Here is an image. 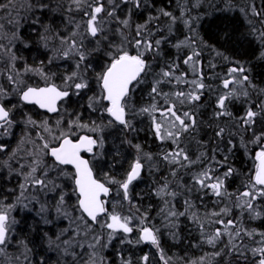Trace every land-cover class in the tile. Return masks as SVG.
I'll list each match as a JSON object with an SVG mask.
<instances>
[{
	"label": "snow or ice",
	"instance_id": "snow-or-ice-1",
	"mask_svg": "<svg viewBox=\"0 0 264 264\" xmlns=\"http://www.w3.org/2000/svg\"><path fill=\"white\" fill-rule=\"evenodd\" d=\"M208 2L215 8L212 0ZM224 2L223 10H232L231 0ZM203 3L165 0L158 6L157 0H67L57 5L67 14L69 25L59 32L42 18L51 11L48 0L23 4L0 0V17L7 13L10 26L5 31L0 22V76L4 78L0 82V182L10 184L16 178L12 187H0V264H49L53 259L52 255L37 259L29 241L17 238L16 214L22 211L35 213L38 221L32 230L40 232L56 264H151L148 253L136 256L124 250L125 244L150 245L169 264L162 247L165 231L176 239L180 217L189 218L193 198L203 202L209 196L217 204L230 202L206 213V221L195 212L190 217L200 242L215 249L210 254L213 260L228 257L227 264H264V231L243 222L244 217L264 221V88L253 84L244 64L228 57L224 59L233 66L220 80V88L205 82L200 60L205 42L199 33L203 15L197 11ZM239 11L257 18L259 28L252 19L247 22L262 48L258 58L264 60V7L252 2ZM141 17L143 22H137ZM24 24L32 26L46 50L39 65L18 54V44L31 47L21 34ZM178 25L186 30L183 39L176 35ZM165 45L176 52L171 60L165 57ZM60 68L65 71L60 73ZM32 77H39L43 86L30 82ZM145 84L148 102L139 104L136 93ZM213 95L211 117L202 120L200 109ZM73 97L86 103L79 104ZM74 103L83 111H69L66 105ZM237 103L245 107L243 115L234 118L231 106ZM34 108L42 110L44 118H35ZM84 112L95 118L85 119ZM145 117L161 146L157 154L134 142L143 130L137 120ZM17 129L20 136L12 147L9 139ZM108 129L118 130L124 137L121 145L135 153L119 177L110 169L122 153L119 148L105 152ZM241 148L253 166L242 190L231 193L227 182L239 170L230 156ZM109 155L114 159L109 161ZM161 163L168 166L169 175L154 194L163 202L158 215L165 231L150 217L152 206L142 210L133 198L143 174L159 171ZM178 198H183V211L176 209ZM234 208L239 209L240 219H226ZM212 225L217 227L208 231ZM12 247L18 255L9 254ZM186 264H205V257Z\"/></svg>",
	"mask_w": 264,
	"mask_h": 264
},
{
	"label": "trees",
	"instance_id": "trees-1",
	"mask_svg": "<svg viewBox=\"0 0 264 264\" xmlns=\"http://www.w3.org/2000/svg\"><path fill=\"white\" fill-rule=\"evenodd\" d=\"M16 1L17 0H14V3H16ZM234 1L236 0H231V2ZM164 2L165 0H157V5L162 6ZM252 2H255L260 7H264V0H247L243 7L246 8V5ZM48 3L50 5L51 11H46L42 18L46 23L52 24L54 27H56L57 31L65 32L69 27V25H67L68 17L64 10L57 7V5L66 4L67 0H48ZM175 7V4L171 5V8L173 10L175 9ZM207 8L208 4H206L204 0L201 8L197 10L203 15V19L201 20L199 26V33L200 37L205 42V46L203 47L200 57L206 77L205 82L207 84H211L213 88H220V80L226 77L228 69L233 66L232 63L224 59V57H228L231 61H239L244 64V66L250 70L248 75L253 84H255L258 88H264V60L258 58L262 48L259 41L251 34V28L247 22L248 19H252L256 24V27L259 28L260 25L257 22V18L251 17L250 15L246 17L244 14L241 15L239 11L235 14H230V12L228 13L224 10H222V12L218 14H213L211 16V14H207ZM13 14L15 15V13ZM6 15L8 14L4 13L3 16L0 17V22ZM21 15H24L22 9ZM137 22H143V18H139ZM177 27L180 30L176 33V35L180 39H183V35L186 30L182 25H178ZM29 28L32 29V26L30 24H25L22 35L24 36L25 40L31 44V47L30 49H22V46L20 45L18 54L23 56L29 64L39 65L40 62H38V60H44L47 53L46 50L42 48L36 33L30 31ZM164 51L165 57L169 60H171L176 55L175 50L169 45H165ZM217 52L223 53V56H218ZM34 57L35 60L32 61ZM209 65H215V67L211 68L209 67ZM184 67L185 66H182V69ZM156 70L158 71L159 69L157 68ZM59 72L63 73V69H59ZM217 76L219 77V79L216 78ZM34 78L35 81H37L39 84H43V81L40 80L39 77H32V79ZM189 78H191V73L189 74ZM59 82L60 81L57 80V83ZM165 90L167 91L168 89ZM249 91L251 92L252 90L249 89ZM208 96L209 94L206 92L205 97L207 98ZM252 99L256 100L255 93H253ZM136 100L139 104H146L148 102L147 90L145 88L143 89L141 94H139ZM213 100L214 95L211 97V99L208 100L207 106L200 109L202 113L200 119L209 120L213 111ZM244 107L245 105H242L241 103H237L231 106L234 118H239L243 115ZM35 118L40 119L37 116ZM148 122L149 121L144 124L143 131L139 132V135L136 137L135 141L143 144L145 146V151L148 150L150 152L152 151L153 154H157L160 152V145L157 141H155L153 137H151L152 135L148 130ZM229 123H231V121H229ZM208 135H211L210 131H208ZM208 135H205L203 132L201 133V136L205 140L208 139ZM16 138L17 136L9 139V143L12 147H15ZM235 142L239 144V136L235 137ZM250 147H253L254 149V146ZM0 158L3 157L0 156ZM230 162L233 167L239 170V175L234 176L227 182L229 192L236 193L238 190H242V184L246 182L249 171L253 166V162L244 153V150L242 148L238 151H235L234 156H230ZM158 167L160 170L154 171V174L150 178V181L146 180L148 183L150 182L152 184L149 185V187L151 189L153 188L152 191H149L151 189L146 191V196L150 199V201L152 196L154 207L156 206L155 208L153 207L154 209L151 212L157 211V214L159 213L158 208L163 207V202L160 197L159 199H157L156 196L154 197V191L159 186V184L162 183L169 175L168 166H165L161 163L158 165ZM145 175L146 172L143 174V176ZM184 179L187 180L188 177L185 176ZM15 183L16 178H13L12 183L10 184H3L2 182H0V187H12ZM179 199L182 200L181 204L179 203ZM174 202L178 204L177 208L179 207L181 211L184 210L183 198H178ZM193 203H196V208H200L205 205L203 210L206 212H211L215 209L214 206H216V210L218 211L221 207L225 206V203L230 202L225 201V203H220L221 206H219V204L215 203V197L209 196L205 197L203 202H201L199 199L193 198ZM191 215L192 212L189 211V218H182L186 220V222L188 220V224H190ZM239 215V209L234 208L232 217H226V219L234 217L239 220ZM33 216H35V213L28 214L23 211L16 214V219L20 222L17 226L16 236L18 239H26L27 241H29V247L33 248L32 255H34L37 259H39L40 257H47L48 255H52L53 259L49 261V264H56L55 255L51 252H48L46 242L42 238H40V232L38 230L34 232L32 230V227L31 229H28L27 224L29 223H32L33 226L37 225L36 220H38V218ZM159 218L160 217L153 218V222L155 226L157 225L161 228L162 222L159 221ZM245 226L250 228H257L258 230L264 231V221L262 220L249 221ZM195 227L196 224H192V226H189L188 228L181 227L182 229L180 231V239H170V241H167L166 239V231L164 229H161L162 231H165V235L162 237V239H164V246L168 256L173 260L172 262H170L171 264H184L185 260L188 261L200 255L207 258L212 250L215 251V249H213L210 245L200 242L201 235L199 230ZM215 227L217 226L212 225L211 228L208 229V231H211L212 228ZM55 230L59 231V227H56ZM197 237H199V239ZM8 251L10 255L19 254L15 247L10 248ZM109 254L111 255L112 253ZM176 258H179L181 262H176L175 260H178ZM228 260V257H217L214 260L211 259L213 264H227Z\"/></svg>",
	"mask_w": 264,
	"mask_h": 264
},
{
	"label": "rangeland",
	"instance_id": "rangeland-1",
	"mask_svg": "<svg viewBox=\"0 0 264 264\" xmlns=\"http://www.w3.org/2000/svg\"><path fill=\"white\" fill-rule=\"evenodd\" d=\"M24 1L25 0H17L16 1V3L17 4H23L24 3ZM214 1V4H215V8H212V7H210V5H208V8H207V14L208 15H210L211 14V16L213 15V14H218V13H220V12H222V10L225 8V2H224V0H213ZM26 2V1H25ZM245 2H247V0H236V1H234V2H231L232 3V5L234 6L233 8H232V10H229V11H226V12H230V14L232 13V14H235V13H237L238 11H239V9L241 8V7H243L244 6V4H245ZM247 6V5H246ZM240 12V11H239ZM240 14L242 15V14H244V13H241L240 12ZM14 15V14H13ZM1 22L2 23H4V25H5V31H7L8 30V28L10 27L8 24H7V15L6 16H4V18H2V20H1ZM25 25V24H24ZM23 28H24V26L21 28V34H22V31H23ZM29 30L30 31H32V29L31 28H29ZM33 32V31H32ZM5 43H7V41L5 40ZM17 47L20 49V45L18 44L17 45ZM22 49H23V47H21ZM35 60V57L32 59V61H34ZM96 61H98L100 64H102L103 63V60H102V58L101 57H96ZM38 62H40L39 60H38ZM95 63V62H94ZM154 67H155V65H154ZM3 69V61H0V70H2ZM60 69H63V72L65 71V68H60ZM3 80H4V78L2 77V76H0V82H3ZM30 82H32V83H34V82H37V81H35V78L34 79H32ZM93 88L95 89L96 88V85L95 84H93ZM146 89V90H148V85L147 84H145V85H141V88L140 89H138L137 90V93H136V98L139 96V94H141V92L143 91V89ZM165 89H167V88H165ZM91 94V93H90ZM73 100H76V101H78V103L79 104H84V103H86V100H84V101H80L79 100V98H77V97H73L72 98ZM66 107H68V110L69 111H83V108L82 107H78V104L77 103H74V104H71L70 106H68V105H66ZM33 111H34V114L36 113V110L35 109H33ZM89 116H91V118H95V114H90V113H88V112H84V117H85V119H87ZM40 119H42V118H44V117H39ZM54 118V117H53ZM18 119H19V117H18ZM147 121H148V119L145 117V118H140V119H138L137 120V127L138 128H141V129H143L144 128V124L145 123H147ZM148 124H149V122H148ZM143 131V130H142ZM104 135H105V137H106V143H105V152H112V153H114L115 152V150H116V148H119V150H120V152L122 153V155L121 156H119V157H115V159L118 161L116 164H115V166L113 167V168H111L110 169V171L112 172V174H114V175H117L118 177L119 176H121V175H123V173H124V171L128 168V166H129V164H130V162L132 161V159L134 158V155H135V153H134V150H132V149H130V148H128L127 147V145H121V140L122 139H124V137H123V135L121 134V133H119L118 132V130H116V129H108V130H106V132L104 133ZM16 136H17V138L20 136V130L19 129H17L16 130ZM152 137V136H151ZM16 138V139H17ZM134 142H136V143H140V142H138V141H135L134 140ZM160 148H161V146H160ZM150 150H151V148H150ZM160 150V149H159ZM148 151V150H147ZM150 152V151H149ZM152 152V151H151ZM107 159L109 160V161H111V160H113L114 159V157L112 156V155H109L108 157H107ZM104 171H109V169L107 168V167H105L104 168ZM154 171L155 170H153L151 173H149V172H147L146 171V175L145 176H143V179L141 180V181H138L137 183H136V185H135V187H134V191H133V198H134V200H135V202L141 207V209L143 210L144 208H147L149 205H151L152 207H151V211L156 207H154V204H153V198H152V196H151V201H150V199L146 196V191L147 190H149V189H151L150 187H149V185H152L150 182L148 183L146 180H148V181H150V178L153 176V174H154ZM114 187V189H115V186H113ZM152 187V186H151ZM153 190V188L151 189V190H149V191H152ZM155 192V191H154ZM153 195V194H152ZM156 195L154 194V197H155ZM156 198L157 199H159V197L158 196H156ZM179 203L181 204L182 203V200L181 199H179ZM175 203V205H176V209L177 210H180L179 209V207L177 208V203L176 202H174ZM194 204V207H193V209L191 210V212H195V213H197L200 217H202L205 221L208 219V217H207V215H206V213H209V212H206V211H204L203 209H204V207H205V205H203L202 207H200V208H196L197 207V205H196V203H193ZM219 206H221L220 204H219ZM154 207V208H153ZM215 207V211H217L216 210V206H214ZM161 208V207H160ZM160 208H158V211H159V209ZM213 210V211H214ZM124 211H125V213H127V205H125V209H124ZM133 211H134V209H133ZM150 211V213H149V215H150V217L151 218H157V217H160L159 218V221L160 222H162V216H158V214L156 213V212H151ZM156 214V215H155ZM239 214H240V212H239ZM33 217H35V216H33ZM238 218H240V215H239V217ZM191 219V218H190ZM38 220H36V222H37ZM243 222H244V224L246 225L248 222H249V220L246 218V217H244L243 218ZM162 224V227H161V229H164L163 228V223H161ZM192 224L194 225L195 223L192 221V220H190V224H188V220H187V222H186V220H184L182 217H180V220H179V228H178V230H177V232H178V237L176 238V239H180V231H181V229L183 228V227H186V228H188L189 226H192ZM27 226H28V229H31V227L33 228V224L32 223H29V224H27ZM156 227H159L160 228V226H157L156 225ZM182 227V228H181ZM195 228H197L198 229V227H197V225H196V227ZM31 232V231H30ZM35 232V231H34ZM135 235V234H134ZM198 239H199V237H197ZM166 239H167V241H170V239H173V238H171L168 234H167V232H166ZM113 243H116L115 241L113 242ZM164 239H162V247H163V249H164V253H165V256H166V258H170L169 256H168V254H167V252H166V249H165V246H164ZM119 245L117 244V249H119ZM123 248H124V250L126 251V252H129V253H134L136 256H139V255H142V254H144V253H148L149 254V257H150V261H151V264H164V261L163 260H161L160 259V255H159V253L157 252V250L155 249V248H152L150 245H142V246H140L139 248H133V247H130L129 245H127V244H125L124 246H123ZM22 250V249H21ZM214 250H212L211 252H210V254L213 252ZM48 252H50V250H48ZM114 252V250L113 249H109L108 250V253H113ZM209 254V256H207V258L205 257V256H197V257H195V258H192V259H190V260H188V261H184V264H186V262H190V261H198L201 257H205V264H213V262L211 261V259H213L212 257H211V255ZM112 259H115V256L113 255L112 257H111ZM176 259H178V260H175L176 262H181V260H179V258H176ZM173 260L170 258V260H169V263L170 262H172ZM173 264H175V263H173Z\"/></svg>",
	"mask_w": 264,
	"mask_h": 264
},
{
	"label": "flooded vegetation",
	"instance_id": "flooded-vegetation-1",
	"mask_svg": "<svg viewBox=\"0 0 264 264\" xmlns=\"http://www.w3.org/2000/svg\"><path fill=\"white\" fill-rule=\"evenodd\" d=\"M205 3L209 5L208 0H205ZM212 3H214L213 0H212ZM34 83L39 84L38 82H34ZM35 110H36V113H38V115H36L37 117H44L46 115L42 110H38V109H35Z\"/></svg>",
	"mask_w": 264,
	"mask_h": 264
}]
</instances>
